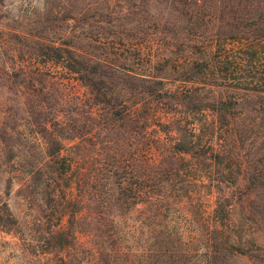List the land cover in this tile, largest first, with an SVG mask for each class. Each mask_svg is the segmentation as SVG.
<instances>
[{
  "label": "trees",
  "instance_id": "trees-1",
  "mask_svg": "<svg viewBox=\"0 0 264 264\" xmlns=\"http://www.w3.org/2000/svg\"><path fill=\"white\" fill-rule=\"evenodd\" d=\"M154 1L163 11L150 16L156 30L145 38L149 56L142 73L1 25L0 141L17 134L43 147L42 154H31L39 166L17 169L13 178L20 189L38 188L52 202L62 233L78 160L62 152L91 135L95 123L96 130H112L105 140L109 157L96 161L101 245L90 264H225L228 255L250 252L248 245L259 240L250 234L264 225V167L252 172L240 156L246 140L262 139L264 147V0ZM1 18L3 10L0 24ZM72 81L85 93H76ZM117 87L122 96L114 98ZM253 95L257 101L244 98ZM69 102V112L84 119L79 125L64 109ZM97 109L107 114L101 124ZM10 123L23 130L14 132ZM20 155L16 160L27 157ZM131 210L140 217L133 218L128 245L116 227L125 228ZM238 210L252 223L251 233L235 219ZM17 223L2 203L0 229L8 233Z\"/></svg>",
  "mask_w": 264,
  "mask_h": 264
},
{
  "label": "rangeland",
  "instance_id": "rangeland-1",
  "mask_svg": "<svg viewBox=\"0 0 264 264\" xmlns=\"http://www.w3.org/2000/svg\"><path fill=\"white\" fill-rule=\"evenodd\" d=\"M1 1L3 7H0V10L5 11L6 18H1L0 27L1 25L19 27L22 31L39 33L41 37L43 35L57 44L70 43L71 46L96 56V59L115 61L124 68L139 73L147 70L149 44L145 38L150 31L156 30L152 28L153 25L149 26L150 16L163 11L154 0L153 2L150 0ZM114 45L118 47L117 50L112 48ZM118 52L121 54L117 55ZM71 83L76 93H85V87L79 82ZM167 83L171 86L179 84L178 82ZM111 94L114 98L118 94L121 97L120 87L113 89ZM124 95L128 96L127 91ZM244 98L246 101L247 99L257 101L258 96ZM107 99L110 98L107 97ZM261 101L264 102V96ZM70 102L64 109H67V115L70 114V118L78 120L79 125L81 124L79 120L84 119L78 113L79 111L69 112L74 109ZM105 103H99V105L104 107L107 105ZM105 115H107L105 112L95 110L99 124L104 121ZM96 124L91 135L85 134L69 142L65 146L66 150L62 152L78 157L71 174V182H73L68 192L65 210L67 215L61 221L64 228L62 233L56 232L57 216L52 202H49L38 188L33 187L30 191L20 189L18 180L13 178L18 170L39 166V162L31 154H42L43 147L37 146L33 140L31 142L30 136L25 137L26 140L22 137L17 140L19 137L17 134L11 140L3 138V141H0V206L6 203L18 222L8 233L0 229V264H62L60 256L63 263L67 262V264H90V261H95L96 246L101 245L100 237L96 238V165H98L96 161L109 157L110 151L105 140L114 135L109 129L97 128L96 130ZM10 126L16 129L14 132L23 130L21 123L18 125L10 123ZM245 142L244 150L240 154L244 158V164L248 165L252 172L264 167V147H260L263 145V140L254 139L250 144L248 140ZM12 144L15 148L13 147V152H10L8 146ZM16 145L20 146L19 150ZM17 151L21 153L20 157L27 156L24 161L16 160ZM8 157H11L10 164L6 161ZM80 173L86 174L80 177ZM10 177L14 179L11 184ZM78 179H80L79 183ZM247 185L253 187L250 183ZM213 199L211 197L208 200L209 203ZM254 204L251 205L254 207ZM209 205L210 211L214 205ZM240 211H236L235 219L246 223L245 228L249 227L248 233H251L254 231L252 223L241 219ZM137 212L134 210L129 212L125 220V228L121 225L116 227L117 232H122L120 235L128 245L132 244L130 227L134 223L133 218L140 217L136 215ZM254 219L256 220V216ZM250 235L258 236L259 239L256 243L247 244L251 251L245 252V255H228L225 264L263 263V259L258 255L262 253L260 250H264V225L261 226L260 231ZM249 238L248 236L247 239ZM68 242H72L70 247L67 246ZM61 243L63 246H60ZM195 264H202V262L197 260Z\"/></svg>",
  "mask_w": 264,
  "mask_h": 264
}]
</instances>
